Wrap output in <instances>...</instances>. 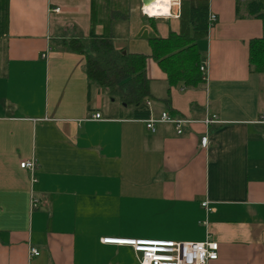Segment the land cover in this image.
I'll return each mask as SVG.
<instances>
[{"label":"crops","instance_id":"1","mask_svg":"<svg viewBox=\"0 0 264 264\" xmlns=\"http://www.w3.org/2000/svg\"><path fill=\"white\" fill-rule=\"evenodd\" d=\"M207 1L215 19L198 41L203 80L169 86L148 38L178 33L180 6L149 18L142 0H8L0 264H139L132 247L105 237L212 240L218 257L206 264H264V73L248 62L262 21L248 0ZM93 4L103 15L115 5L116 49L146 56V117L115 98L107 104L109 94L87 77L85 55L63 44L103 33L102 22L91 23ZM163 112L183 120L180 133L174 123L146 126ZM31 160L33 174L20 167Z\"/></svg>","mask_w":264,"mask_h":264},{"label":"trees","instance_id":"2","mask_svg":"<svg viewBox=\"0 0 264 264\" xmlns=\"http://www.w3.org/2000/svg\"><path fill=\"white\" fill-rule=\"evenodd\" d=\"M249 14L262 21V35L249 41V68L264 73V0H248ZM116 7L110 4L104 15L93 4L91 23L102 22L104 31H91L87 38L63 40L69 50L86 57L85 72L89 81L106 90L111 98L134 108V116H148L145 99L149 98V80L145 73L146 56L116 49L112 42V25ZM180 30L167 37L148 38L151 56L167 76L169 86L182 81L187 86L202 82L199 69L198 41L207 36L209 28L208 1L192 0L181 3ZM8 30V0H0V36Z\"/></svg>","mask_w":264,"mask_h":264},{"label":"built area","instance_id":"3","mask_svg":"<svg viewBox=\"0 0 264 264\" xmlns=\"http://www.w3.org/2000/svg\"><path fill=\"white\" fill-rule=\"evenodd\" d=\"M173 6L179 7V0H170V7L168 13L165 15L151 16L145 10V3H142L140 11L142 15L147 17H162L172 14L171 9ZM53 11H58L59 8H52ZM178 13H176V16ZM215 19V15H210L209 20ZM207 65H200V70L205 72ZM264 115V112H263ZM263 115L259 122L264 123ZM93 119H100V113L92 115ZM156 121L174 123L176 125L177 133L181 132L180 123L181 119L172 118L168 113L163 112L160 119H147L146 126L153 130ZM205 122H214V118H205ZM264 130V129H263ZM21 168L28 169L31 174L35 170V162L23 161L20 163ZM32 180L35 178L32 176ZM36 199L33 200V204ZM202 205L207 207V203L203 202ZM105 243H112L118 245H128L132 247L137 255L139 264H206L210 260H215L218 257V243L212 240H205L203 242L195 241H171V240H152V239H133V238H109L103 239ZM30 255H37L39 251L35 248H30Z\"/></svg>","mask_w":264,"mask_h":264},{"label":"bare ground","instance_id":"4","mask_svg":"<svg viewBox=\"0 0 264 264\" xmlns=\"http://www.w3.org/2000/svg\"><path fill=\"white\" fill-rule=\"evenodd\" d=\"M170 3L148 0L145 2V10L151 16L165 15L168 13Z\"/></svg>","mask_w":264,"mask_h":264},{"label":"rangeland","instance_id":"5","mask_svg":"<svg viewBox=\"0 0 264 264\" xmlns=\"http://www.w3.org/2000/svg\"><path fill=\"white\" fill-rule=\"evenodd\" d=\"M108 98H109V100L107 99V104H111V103H110V100H111V99H114V98H111L110 96H108ZM117 107L120 109V106H119V105H118Z\"/></svg>","mask_w":264,"mask_h":264},{"label":"water","instance_id":"6","mask_svg":"<svg viewBox=\"0 0 264 264\" xmlns=\"http://www.w3.org/2000/svg\"><path fill=\"white\" fill-rule=\"evenodd\" d=\"M146 1H148V0H142V3H145Z\"/></svg>","mask_w":264,"mask_h":264}]
</instances>
